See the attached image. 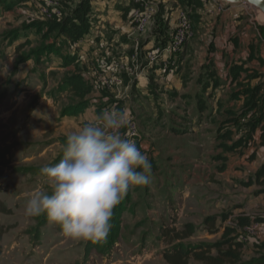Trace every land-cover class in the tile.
Returning a JSON list of instances; mask_svg holds the SVG:
<instances>
[{"label":"crops","instance_id":"obj_1","mask_svg":"<svg viewBox=\"0 0 264 264\" xmlns=\"http://www.w3.org/2000/svg\"><path fill=\"white\" fill-rule=\"evenodd\" d=\"M200 2L193 12L178 0H0V12L17 14L15 30L38 39L30 44L38 61H30L46 62V76L60 71L67 78L61 94L74 90L75 103L61 110L62 138L104 110L128 113L125 138L131 122L137 124L136 145L151 175L129 206L133 219L172 223L176 215V227H197L215 216L221 224L217 215L226 206L213 196H227L238 181L242 194L232 198L240 199V217L263 221L254 238L245 233L244 252L256 251L264 243V194L246 184L264 164V26L247 4ZM83 5L85 24L78 18ZM149 10L152 22L140 30L136 13ZM182 12L193 35L181 53L171 54L165 48ZM159 196L168 207L163 219L156 210L162 206L149 200ZM208 236L202 239L217 242Z\"/></svg>","mask_w":264,"mask_h":264},{"label":"rangeland","instance_id":"obj_2","mask_svg":"<svg viewBox=\"0 0 264 264\" xmlns=\"http://www.w3.org/2000/svg\"><path fill=\"white\" fill-rule=\"evenodd\" d=\"M3 16L0 12V149L8 152L11 164L4 169L0 181V200L10 212L0 213V227L3 231L0 264H168L164 254L173 247L174 242L165 237L163 231L167 228L181 231L186 225L178 223L176 227L173 223L176 215H172L175 217L172 218V223L162 220L159 223H150L144 217L133 219L128 213L129 206L142 197L144 185L130 187L126 200L120 203L124 211L114 225L113 238L112 234H108L99 248L91 247L92 241L74 240L66 236L44 214H26L27 201L35 191H50L47 178L41 173V169L44 166H55L60 161L66 139L59 135V118L62 109L65 110L66 106L75 103V97L72 96V89L67 95L61 94L58 89L61 83L67 82V78L64 80V77H59L60 71L46 76L45 72L50 68L45 65L46 62L39 60L35 64L34 60L38 61L39 56L33 58L30 44L38 39L31 37L32 40H29L28 32L20 34L15 30L20 29V26H14L20 20L17 14L12 18ZM17 46H20L19 49ZM31 58L35 63L30 61ZM160 163L158 161L155 164ZM183 167L187 168L186 165ZM242 187L237 181L229 184L226 197L222 195L214 199L213 196V203L217 201L219 205L226 206L217 215L220 216L221 224L216 222V232H210L203 222L200 226H194L196 236L184 243L207 242L202 239L205 232H208V239L219 241L227 227L236 226L235 220L243 214L239 211L242 210V205L237 203L239 197L233 199L232 196H240ZM163 195L168 196V193ZM160 196L144 199L150 198L151 202L162 206L156 210L163 219L167 215L168 207L165 208ZM242 201L246 203L248 197H243ZM224 215L226 217L223 218ZM255 219L259 218L255 217L250 227L256 226ZM119 223L121 229L118 237L114 238L118 233ZM260 223L262 225L263 221ZM223 228L224 230H219ZM235 229V236L243 240L245 246L248 244L245 233L250 238L255 237L256 229ZM87 246H90V250ZM255 252H244V258L254 256ZM190 264L197 263L191 260Z\"/></svg>","mask_w":264,"mask_h":264},{"label":"clouds","instance_id":"obj_3","mask_svg":"<svg viewBox=\"0 0 264 264\" xmlns=\"http://www.w3.org/2000/svg\"><path fill=\"white\" fill-rule=\"evenodd\" d=\"M128 123L126 111L104 110L71 131L63 158L41 169L50 191H35L26 214H46L74 240H105L114 208L130 187L147 185L151 175L148 157L122 134Z\"/></svg>","mask_w":264,"mask_h":264},{"label":"trees","instance_id":"obj_4","mask_svg":"<svg viewBox=\"0 0 264 264\" xmlns=\"http://www.w3.org/2000/svg\"><path fill=\"white\" fill-rule=\"evenodd\" d=\"M181 3L188 6V9L194 12L195 9L192 7H200L201 2L200 0H178ZM81 14L78 15V18L84 19L83 23L85 24L86 18L84 15L87 14V7L83 5L81 7ZM196 18L195 15H193ZM261 144L264 146V132L261 139ZM63 158L62 156L59 158L60 160ZM11 164V160L8 156V152L5 150L0 149V181L3 177L4 169ZM246 185H254L258 189L255 191V195H262L264 194V164L257 172L255 178L250 180L249 183ZM1 188V187H0ZM1 190V189H0ZM1 192V191H0ZM127 195L121 200L124 202L126 200ZM120 202V203H121ZM120 203L114 208L113 215L111 218V229L109 234L111 235L115 229L114 225L117 222V218L121 216L124 209L120 205ZM0 213L9 214V209L7 208L6 204L0 200ZM47 216L46 214H44ZM260 219H255V223H260ZM216 222L217 217H207L204 221V226L210 230V232H216ZM249 218L238 217L235 220V225L233 228L228 227L226 233L222 236V238L214 243L208 242H201L197 244H185L184 241L189 239L194 235L195 227L193 225H186L183 230L179 231L176 228H167L163 231V235L169 240L173 241V247L167 250L164 254V259L168 264H190L191 260H194L197 264H264V243L261 245L256 246V252L254 256L245 259L244 258V250H245V243L239 240L238 236H235L236 227L238 228H245L250 227L252 225ZM120 223L118 225V233L115 234V237H118L120 231ZM232 230V231H231ZM174 234V235H173ZM3 238V231L2 227H0V243ZM113 238V234H112ZM171 238V239H170ZM115 240V239H114ZM179 241V243H176ZM93 243L91 247L99 248L102 243ZM89 249L90 246H87ZM90 250V249H89ZM2 254V248L0 246V256Z\"/></svg>","mask_w":264,"mask_h":264},{"label":"built area","instance_id":"obj_5","mask_svg":"<svg viewBox=\"0 0 264 264\" xmlns=\"http://www.w3.org/2000/svg\"><path fill=\"white\" fill-rule=\"evenodd\" d=\"M201 1L204 3H208L211 0H201ZM154 15L155 13L153 10H149L147 12H137L135 17V22L137 23L138 28L140 30H145V28L151 24ZM192 35H193V31H192L191 20L186 12H182L178 24L175 27V32L171 40L168 42L165 51L171 54L181 53L185 44L190 40ZM138 137L139 135H138L137 124L131 122L126 138L137 144ZM255 227H246L245 230L246 231H249L250 229L254 230ZM240 241L243 242V240Z\"/></svg>","mask_w":264,"mask_h":264},{"label":"water","instance_id":"obj_6","mask_svg":"<svg viewBox=\"0 0 264 264\" xmlns=\"http://www.w3.org/2000/svg\"><path fill=\"white\" fill-rule=\"evenodd\" d=\"M224 5L247 4L252 9L255 20L260 26H264V0H215Z\"/></svg>","mask_w":264,"mask_h":264}]
</instances>
